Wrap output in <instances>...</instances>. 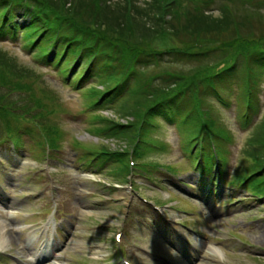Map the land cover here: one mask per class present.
<instances>
[{"label": "trees", "instance_id": "trees-1", "mask_svg": "<svg viewBox=\"0 0 264 264\" xmlns=\"http://www.w3.org/2000/svg\"><path fill=\"white\" fill-rule=\"evenodd\" d=\"M19 2L35 9L27 10L32 15L30 28L45 24L52 28L63 23L89 41L90 53L94 46L108 55L99 75L104 89H92V101H97L104 90L115 98L121 86L130 79L138 80V87L128 90L120 100L103 99L99 103L114 107L122 116L134 117L125 125L128 128L113 127L123 129L118 136L128 141L129 147L145 136L143 121L163 109L168 111V121L180 122L187 128L193 142L228 135L212 109L199 106L198 102L203 105L199 96L209 88L222 96L218 83L241 66L247 74L243 75L240 97L249 106L258 101L262 80L253 60L264 72V33L250 13L264 12V0H0V12ZM7 29V24L0 23L1 32ZM64 34L69 33L61 35ZM106 45L111 49L102 48ZM164 51L172 52L179 60L171 63L159 59L160 71L141 79L142 60ZM17 63L8 54H0V82L5 70L15 74L19 83L24 82L25 72L21 73L23 67ZM158 76L162 79H155ZM184 98L195 102L187 115L182 114L183 104L179 102ZM252 141L261 146L249 152L255 156V167L264 164V123L257 126ZM128 165L126 162L123 167Z\"/></svg>", "mask_w": 264, "mask_h": 264}, {"label": "rangeland", "instance_id": "rangeland-1", "mask_svg": "<svg viewBox=\"0 0 264 264\" xmlns=\"http://www.w3.org/2000/svg\"><path fill=\"white\" fill-rule=\"evenodd\" d=\"M252 13L253 16L251 19L256 20L259 30L261 33H264V12L252 11L250 14ZM0 49L2 51L0 53L1 55L8 54V56L16 59L18 62L30 66L33 65L31 57L21 47H15L8 42H0ZM256 54L259 53L257 52ZM253 64L257 72L261 74L262 80L259 88L261 107L259 113L257 114L255 112L253 115L255 122L264 115V72L260 68H257L255 60H253ZM243 70L247 74V69ZM152 71L154 72L156 70L151 69ZM238 75V69L232 71L224 78L223 83L220 84L225 94L229 96V100L231 101L230 107L218 105L211 94H208L207 97L209 103L204 106L205 109H212V112L221 120L233 138L232 142H229L227 145L228 152L225 156L224 170L225 174H228V179L231 180L236 170H244L250 164V160L245 157L243 149L249 145L248 139L251 136L252 125L245 128L238 122L240 117L238 115L239 108L237 109V107L241 92L240 83H242ZM41 88L44 91L46 90L51 97L57 94L54 97V104L57 111L66 110L72 114L80 113L81 103H83L80 91H72L55 82L47 86H41ZM109 114L112 115L114 113L111 111ZM64 116L62 112L58 114L57 120L59 126L69 130L73 140L79 138V142L82 145L86 147H110L115 149L123 147L120 145L122 142L118 140L119 138L106 139V136H96L94 134V128L86 125V116L83 118ZM0 127H2L1 123ZM258 133L262 135L261 131H258ZM147 135L149 138L164 143L163 150L150 152L151 155L149 156L153 158L151 160L179 168L181 175L172 177L164 170L163 174L160 172L154 174V181L138 179L139 196L129 201L130 206L127 210L126 203L129 195L128 176H126V173L118 165L112 164L101 169L99 171L100 174L94 176L96 181H91L89 179L91 178L90 176L83 175L81 171L82 165H79L75 169L69 168L66 164L58 168V179L61 184L67 185L68 187L58 192V196L64 203L60 207L61 212L59 210L55 215L57 217H60V214L66 215L65 218L67 220L63 219L65 223L59 229L61 240L58 243L59 252L55 257L56 260H48L45 264H94L104 258L110 246L116 244L113 241L115 232L124 229L133 235L131 238L132 242H128L127 252L129 257L134 258L133 261L135 264H161L152 255L139 249L143 246L146 247V245L150 247V250L155 252L156 257L160 260H164V256H167L166 259L170 263L171 260L175 264L182 262L179 259L181 258L179 253H176L169 246L165 245L164 238H159L155 227L150 225L151 221L157 220L158 215L149 204L141 199V196L155 200L159 204H167L163 208L170 217L174 220L183 219L199 231L210 232L212 235L217 234L210 229L211 226H214L223 231V234L220 236L221 238H225L228 232H235L242 235L251 244L264 247V224H262L264 220L250 221L249 223V220L255 219L259 215H264L260 214L264 213L261 207L256 205L248 209L242 206L240 202L235 204L228 203L230 197L233 195L238 196L243 194L247 196V193L242 190L238 193L232 192L231 188L227 186L226 180L223 188L216 192V198H209V201L204 200L201 197V188L204 189L206 187L204 183L207 181H204L203 184L199 181V174L190 169V161L182 154L180 149V141L184 138L182 132L175 125L162 123L160 128L148 132ZM57 141L62 140L58 139ZM75 156L77 155L75 154ZM251 163L254 164V160L251 159ZM27 166H30V164ZM13 176L7 174V178L13 184L17 185L16 188L19 193L24 188L25 190L23 191L33 190L30 187H22L25 184L24 182L21 184L23 177L18 176L14 179ZM37 187L38 185H36ZM73 187L81 189L84 193H78L76 196ZM121 192H125V194L120 195ZM14 202H11V206L13 205V212L15 213H9L10 216L4 214L2 209H0V220L6 221L5 230L9 237V240L5 244L0 245L2 246L0 248L6 249V252H10L12 256L16 252L22 253V250H24L25 254L31 253V249L36 245V242H31V245L25 246L23 241L27 237L24 238V236H28L29 232L25 230L24 234L20 235L18 233L19 227L16 226V223L25 225L27 221L20 218L17 210L31 209L36 207L35 205L37 204L39 206L47 205L49 207L44 199L37 204L29 203L21 208ZM170 206L183 209V211L187 209L195 214L178 212L174 208H170ZM127 211H129L128 216H126ZM136 214L141 222L135 225ZM132 217L133 220L131 219ZM39 220L35 222H39ZM143 220H146L147 226L144 225ZM77 225L80 227L83 225L89 228L85 229L82 227L83 229H81L75 227ZM225 243L228 247L235 249L233 251H226L211 243L206 244L207 247L217 249L220 255L228 259L231 264H264V250L244 247L237 243H231L229 240H225ZM29 248L31 249L29 250ZM0 254L3 260H6L4 258L7 254ZM257 254L262 256H256ZM189 259L185 263L207 264L201 257H195V255L190 256ZM7 262L10 264L14 260H7Z\"/></svg>", "mask_w": 264, "mask_h": 264}, {"label": "bare ground", "instance_id": "bare-ground-1", "mask_svg": "<svg viewBox=\"0 0 264 264\" xmlns=\"http://www.w3.org/2000/svg\"><path fill=\"white\" fill-rule=\"evenodd\" d=\"M125 192H121L120 195H124ZM5 225H6V221L5 220H0V245H3L5 244V242L7 240H9V237H8V234H7V231L5 230ZM33 235L32 234H29L28 237L31 238ZM2 247V246H0ZM218 251V250H216ZM207 255V254H205ZM181 264H186L185 262H182Z\"/></svg>", "mask_w": 264, "mask_h": 264}]
</instances>
